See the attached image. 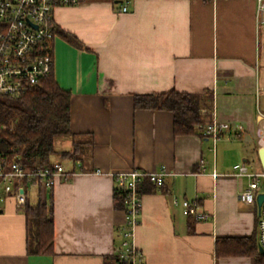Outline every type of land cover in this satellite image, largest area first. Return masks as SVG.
Here are the masks:
<instances>
[{
    "label": "crops",
    "instance_id": "crops-1",
    "mask_svg": "<svg viewBox=\"0 0 264 264\" xmlns=\"http://www.w3.org/2000/svg\"><path fill=\"white\" fill-rule=\"evenodd\" d=\"M119 7L112 0H79L53 9L54 26L79 43L58 34L52 40L53 76L70 92L74 135L55 138L54 148L69 151L74 139L92 144L81 162L62 164L73 176L46 191L51 252L28 253L25 203L2 202L0 264H104L120 247L126 221L113 204L112 174L131 168L168 171L161 187L140 195L132 243L143 264H254L253 255H217L215 246L220 238L256 232V208L238 197L247 180L231 174L237 163L255 168L254 156L261 163L264 24L256 21L255 2L129 0L126 12ZM168 90H210L215 119L242 130L222 131L215 143L175 135L170 111L133 106L135 95ZM29 189L25 201L32 204L39 190ZM183 199L195 200L210 217L184 215Z\"/></svg>",
    "mask_w": 264,
    "mask_h": 264
},
{
    "label": "built area",
    "instance_id": "built-area-1",
    "mask_svg": "<svg viewBox=\"0 0 264 264\" xmlns=\"http://www.w3.org/2000/svg\"><path fill=\"white\" fill-rule=\"evenodd\" d=\"M79 0H0V95H14L36 85L49 75L53 69V32L52 12L57 6L73 5ZM117 12L128 10L129 0H118ZM255 2V15L258 24H264V0ZM211 123L203 127L205 137L215 143L222 131L239 133L242 125L218 122L212 113ZM257 150L261 151L263 161L260 168H251L241 162L232 166L231 174L246 178L247 183L239 191V200L256 208V239L264 249V198L259 210L256 200L264 194V132L257 139ZM167 170L147 172L138 168L113 173L114 187L125 193L124 208L127 229L122 233L120 260L123 264H143L141 253L132 243L133 228L138 222L140 194L137 185L147 178L154 186L163 183ZM74 172L66 170L59 162L50 165L35 163L24 165L18 155L11 159L0 155V206L10 197L16 203L24 204L26 191L30 187L51 188L59 179L68 181ZM176 202V200H175ZM182 213L195 220H204L210 214L199 209L195 200L180 201Z\"/></svg>",
    "mask_w": 264,
    "mask_h": 264
},
{
    "label": "trees",
    "instance_id": "trees-1",
    "mask_svg": "<svg viewBox=\"0 0 264 264\" xmlns=\"http://www.w3.org/2000/svg\"><path fill=\"white\" fill-rule=\"evenodd\" d=\"M120 5L118 0H112ZM58 34L68 42L79 45L73 35L58 30ZM134 108L167 110L172 113L173 133L175 135L197 134L205 137L203 127L211 123L212 92L205 90L202 94L168 90L160 93L135 95ZM70 92L63 90L56 83L53 70L38 84L28 87L14 95H0V155L11 159L20 157L26 166L35 163L50 165V157L57 154L61 159L81 162L84 150L92 140H73L69 151L57 152L54 140L57 137H73L69 129ZM79 170L83 166L79 165ZM73 171L74 170H70ZM163 185V183H162ZM161 185V186H162ZM154 186L147 178L138 183L137 192L150 190ZM159 186V187H161ZM50 189V188H49ZM38 199L35 203L25 201L23 211L26 219V248L30 254L51 252L53 241V216L49 195L38 187ZM125 193L114 187L113 204L116 209L124 208ZM127 225L121 229V236ZM121 249L105 257L104 264H123L120 260ZM217 255H253L254 264H264V254L258 251L255 235L238 238H220L216 241Z\"/></svg>",
    "mask_w": 264,
    "mask_h": 264
},
{
    "label": "rangeland",
    "instance_id": "rangeland-1",
    "mask_svg": "<svg viewBox=\"0 0 264 264\" xmlns=\"http://www.w3.org/2000/svg\"><path fill=\"white\" fill-rule=\"evenodd\" d=\"M59 145H57V143H55V148H58ZM54 156V160H58L61 164L67 165L68 161L66 159H61L58 155H53ZM260 157V154H259ZM252 164L253 167H255V169H259L260 165H259V161L257 156H254L253 160H252ZM54 162V161H53ZM34 193V190L32 188V190H28V194L30 195L29 197H32V194Z\"/></svg>",
    "mask_w": 264,
    "mask_h": 264
},
{
    "label": "water",
    "instance_id": "water-1",
    "mask_svg": "<svg viewBox=\"0 0 264 264\" xmlns=\"http://www.w3.org/2000/svg\"><path fill=\"white\" fill-rule=\"evenodd\" d=\"M259 159H260V162L263 161V155H262V153H260V157H259ZM263 198H264V194H259V195L257 196V200H256V207H257V210H259V207H260V204H261ZM258 251H259L260 253L264 254V249H263L261 246H259V245H258Z\"/></svg>",
    "mask_w": 264,
    "mask_h": 264
}]
</instances>
